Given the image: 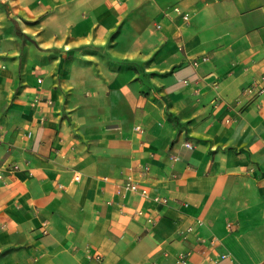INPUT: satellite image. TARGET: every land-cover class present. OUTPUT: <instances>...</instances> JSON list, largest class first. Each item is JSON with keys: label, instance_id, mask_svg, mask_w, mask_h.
<instances>
[{"label": "crops", "instance_id": "obj_1", "mask_svg": "<svg viewBox=\"0 0 264 264\" xmlns=\"http://www.w3.org/2000/svg\"><path fill=\"white\" fill-rule=\"evenodd\" d=\"M259 88L264 0H0V264L264 260Z\"/></svg>", "mask_w": 264, "mask_h": 264}, {"label": "built area", "instance_id": "obj_2", "mask_svg": "<svg viewBox=\"0 0 264 264\" xmlns=\"http://www.w3.org/2000/svg\"><path fill=\"white\" fill-rule=\"evenodd\" d=\"M262 89H264V88H259L258 92H261ZM248 90L249 91H251V90L254 91L255 90V86H252V87L250 86ZM255 91H257V90H255ZM135 128L137 130H139V131L142 130V128L140 126H136ZM186 145L188 147H192V145L190 143H186ZM75 179H79V175L78 174L75 175ZM122 187L125 188V189H129V190H139L141 195L148 196L147 189L144 188V187H140V185L137 182H133L132 180H128V181L124 182L122 184ZM187 230H189V228ZM179 264H188L187 257L186 256H182V258L179 260ZM262 264H264V263H262Z\"/></svg>", "mask_w": 264, "mask_h": 264}, {"label": "rangeland", "instance_id": "obj_3", "mask_svg": "<svg viewBox=\"0 0 264 264\" xmlns=\"http://www.w3.org/2000/svg\"><path fill=\"white\" fill-rule=\"evenodd\" d=\"M262 263H264V260H261L258 264H262Z\"/></svg>", "mask_w": 264, "mask_h": 264}]
</instances>
